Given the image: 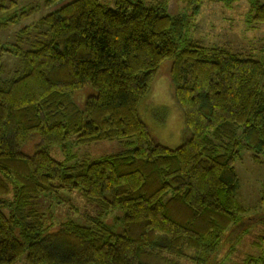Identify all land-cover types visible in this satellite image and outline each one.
<instances>
[{
    "label": "trees",
    "instance_id": "trees-1",
    "mask_svg": "<svg viewBox=\"0 0 264 264\" xmlns=\"http://www.w3.org/2000/svg\"><path fill=\"white\" fill-rule=\"evenodd\" d=\"M205 1L170 13L161 0H46L56 9L2 47L0 264L216 262L226 232L245 221L236 162L248 149L264 164V60L195 40ZM8 8L0 1V27L41 5L1 18ZM249 21L264 24V2L250 0ZM6 54L22 62L12 78L2 76ZM164 62L186 124L177 147L142 114ZM103 141L126 149L76 159ZM61 191L98 205L89 225L46 222L37 201Z\"/></svg>",
    "mask_w": 264,
    "mask_h": 264
},
{
    "label": "rangeland",
    "instance_id": "rangeland-1",
    "mask_svg": "<svg viewBox=\"0 0 264 264\" xmlns=\"http://www.w3.org/2000/svg\"><path fill=\"white\" fill-rule=\"evenodd\" d=\"M0 1L9 6L1 18L19 13L22 9L31 6L41 5V10L31 18L17 25L0 27V52L4 45L16 43L20 30L56 9V5L46 6V0ZM13 1L15 4H12ZM161 1L166 3L170 13L180 12L183 9L182 0ZM260 1L264 2V0ZM102 2L114 6L115 0H102ZM249 10L250 0H238L233 3L206 0L192 22L191 36L205 46H222L245 56L254 55L255 58L264 60V24L251 23ZM35 39L34 31L25 35L24 48H32L30 42ZM2 64L3 78H12L15 71L22 68L20 58L10 54L2 56ZM169 69L170 62H164L153 82L150 97L143 107L146 110H142V114L160 143L177 147L185 139L186 124L183 111L173 96L174 85ZM86 94L87 92L81 94V101ZM125 149L126 147L118 141H103L80 147L75 152L77 160L84 158L95 160ZM252 155L250 150L244 149L242 158L236 162L239 176L237 197L244 208V212L241 213L245 220L244 224L234 225L226 232L222 246L216 253L218 261L216 260L214 264H264V164L256 163ZM37 202L46 222L53 225L70 221L89 225V218L95 217L100 211L98 205L88 202L77 191H61L55 196H41ZM252 219L257 222H251ZM256 258L259 260H255ZM185 263L196 264L191 258H186Z\"/></svg>",
    "mask_w": 264,
    "mask_h": 264
}]
</instances>
